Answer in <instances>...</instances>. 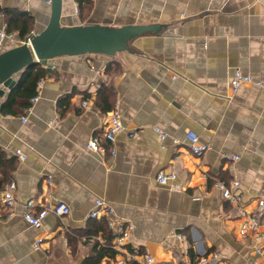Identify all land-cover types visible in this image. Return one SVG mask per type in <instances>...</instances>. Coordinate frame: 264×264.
<instances>
[{"label": "crops", "instance_id": "1", "mask_svg": "<svg viewBox=\"0 0 264 264\" xmlns=\"http://www.w3.org/2000/svg\"><path fill=\"white\" fill-rule=\"evenodd\" d=\"M1 4L30 12L31 32L49 18L48 0ZM60 23L160 28L114 56L49 60L38 99L19 114L1 112L10 90L0 86V148L16 160L0 202L12 183L17 204L0 210V264H145V254L150 264H264V214L257 233L242 235L216 187L237 179L252 213L264 200V87L229 86L237 68L264 82V0H92L84 21L74 0H62ZM21 42L16 34L4 39L0 52ZM101 86L111 88L124 126L104 142L113 156L86 147L111 112L99 101ZM69 94L62 110L58 101ZM188 130L208 146L201 155L189 150ZM160 170L175 181L158 184ZM97 199L113 213L90 217ZM28 200L34 209L62 201L69 213H49L35 228L22 216ZM119 226L130 227L122 250L114 247ZM260 234L263 255L255 249ZM133 249L140 255L130 257Z\"/></svg>", "mask_w": 264, "mask_h": 264}, {"label": "built area", "instance_id": "2", "mask_svg": "<svg viewBox=\"0 0 264 264\" xmlns=\"http://www.w3.org/2000/svg\"><path fill=\"white\" fill-rule=\"evenodd\" d=\"M3 0H0V3ZM49 2V0H48ZM14 38V33H8L5 30V25L0 28V43L4 39H12ZM99 73V70H96ZM244 83H253L260 87H264V82L262 81H255L253 78L243 73L240 69H235L230 82L229 86L232 93H235L238 88ZM42 87L41 79L37 82L36 85V95L31 98L32 102H35L38 99V93ZM82 105L84 107L87 106V101H83ZM25 119V118H24ZM124 128L123 123L121 121V114L117 107L115 106L109 116L108 120L103 128L101 133H97L93 135L90 140L87 142L86 147L92 149L94 151H101V152H109L110 155H114L115 151L111 147H107L104 142L112 143L115 139V135L120 132ZM154 130L158 133L159 139L163 140L166 136V133L161 131L159 128H154ZM132 136L136 135V132L131 134ZM185 139L187 141L189 150L191 153L195 155H201L204 153L208 146L203 144L199 141V136L196 132L192 130H188L185 132ZM237 156H229L228 159L234 160ZM176 179V174L172 171H163L160 170L156 173L155 180L158 184L166 185L169 184ZM216 187L220 190L222 197L226 199L236 210L238 217L241 219V224L239 227V231L242 235L250 234V233H257L260 227L259 219L263 217L264 214V200L260 199L257 201V209L255 213H252L245 209V203L242 200L240 193L236 190L239 187V182L237 179H232L230 182L225 183L223 181H217ZM14 185L12 183L9 184L8 189L3 192L2 200L0 202V210L7 211L9 208H16V200L13 195ZM35 203L33 200L26 201L25 204L21 206V212L23 219L30 224L31 226L38 228L41 226L43 219L49 213H53L59 217L65 216L69 213V207L65 202L58 201L56 203H51L47 205H42L38 209H34ZM100 213L104 214H112L113 207L105 202L104 200L97 199L95 201V208L89 213V216L92 218H97ZM130 227L123 228L119 226L118 234L115 237L117 240L118 245L114 244V247L121 249L122 247L120 243L126 238ZM262 234L257 235L255 237V244H256V252L259 255H263V249L259 245V241L262 239ZM130 253V252H129ZM130 257H136L140 255L138 249H133L132 253L128 254ZM145 264H150L152 262V257L149 254L144 255ZM196 264H207L205 261L197 262Z\"/></svg>", "mask_w": 264, "mask_h": 264}, {"label": "water", "instance_id": "3", "mask_svg": "<svg viewBox=\"0 0 264 264\" xmlns=\"http://www.w3.org/2000/svg\"><path fill=\"white\" fill-rule=\"evenodd\" d=\"M62 0H49L45 27L29 33L20 44L0 52V86L11 90L22 72L35 63L41 65L56 57L74 55L114 56L129 50L128 42L145 32H155L158 24L111 27L100 24L63 26Z\"/></svg>", "mask_w": 264, "mask_h": 264}, {"label": "trees", "instance_id": "4", "mask_svg": "<svg viewBox=\"0 0 264 264\" xmlns=\"http://www.w3.org/2000/svg\"><path fill=\"white\" fill-rule=\"evenodd\" d=\"M77 4L78 15L81 21H84L92 8V0H74ZM0 17L2 18L5 30L8 33H14L17 37L23 40L33 28L34 18L30 12L26 10H20L18 8H10L3 6L0 3ZM107 64L106 69L108 70ZM47 74L45 68L41 64L35 63L31 66H28L18 78L14 87L9 91L6 99L1 105V112L5 114H19L24 109L29 108L31 98L36 95V85L37 82L44 78ZM99 96V101L104 104L107 111H111L113 108L112 105V90L109 86H101L100 90L97 91ZM71 94L62 98L58 101L59 107L62 110L67 108L68 100ZM66 102V103H65ZM109 104V105H107ZM16 160L12 157H7L4 151L0 148V187L2 184L7 181L11 172L15 169ZM104 228L102 227V230ZM112 253L111 250L107 248H102L100 254ZM193 258V254H191Z\"/></svg>", "mask_w": 264, "mask_h": 264}, {"label": "rangeland", "instance_id": "5", "mask_svg": "<svg viewBox=\"0 0 264 264\" xmlns=\"http://www.w3.org/2000/svg\"><path fill=\"white\" fill-rule=\"evenodd\" d=\"M15 35V34H14Z\"/></svg>", "mask_w": 264, "mask_h": 264}]
</instances>
